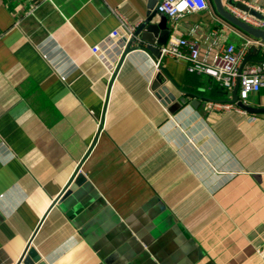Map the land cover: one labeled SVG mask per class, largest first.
I'll list each match as a JSON object with an SVG mask.
<instances>
[{
    "label": "crops",
    "instance_id": "crops-1",
    "mask_svg": "<svg viewBox=\"0 0 264 264\" xmlns=\"http://www.w3.org/2000/svg\"><path fill=\"white\" fill-rule=\"evenodd\" d=\"M158 1L0 0V264L31 239L47 264H264V111L210 105L233 89L172 56L164 85L186 102L166 107L150 54L128 53L109 87L116 52L92 51L113 9L139 22ZM238 1L264 6L224 4ZM209 4L168 24L212 58L250 35ZM79 164L84 182L55 201Z\"/></svg>",
    "mask_w": 264,
    "mask_h": 264
},
{
    "label": "built area",
    "instance_id": "built-area-1",
    "mask_svg": "<svg viewBox=\"0 0 264 264\" xmlns=\"http://www.w3.org/2000/svg\"><path fill=\"white\" fill-rule=\"evenodd\" d=\"M261 17L232 7L231 10L243 20L256 26L264 27V6H253ZM210 7L209 0H159L156 11L167 15L172 20H177L186 14L200 12ZM119 19V25L101 43L92 46V51L98 57L110 63L109 55L116 52L119 61L127 43L137 42L139 37L136 30L139 22L131 21L117 9L112 10ZM255 45L264 50V41L252 36H245L244 41L237 46L233 42L223 45L218 52L209 58L208 54H202L200 43L195 38H189L181 34H170L166 44L160 48V55L154 65L160 70L162 59L165 56L183 60L187 70L194 73H205L215 78L222 86L233 89L239 79L238 99L248 104V97L251 92H258L264 87V58L260 60L247 61L242 67V61L250 46ZM117 61L114 62L116 65ZM113 61H111V67ZM114 65V66H115ZM116 67V66H115ZM113 71V67L111 68ZM210 105L222 106L223 108H234L241 113L248 111L237 105L236 102H210Z\"/></svg>",
    "mask_w": 264,
    "mask_h": 264
},
{
    "label": "water",
    "instance_id": "water-1",
    "mask_svg": "<svg viewBox=\"0 0 264 264\" xmlns=\"http://www.w3.org/2000/svg\"><path fill=\"white\" fill-rule=\"evenodd\" d=\"M214 7L217 13L236 26L237 28L241 29L242 31L246 32L252 37L261 39L264 41V27L256 26L251 24L242 18L238 17L232 10L228 9L225 4L224 0H212ZM235 7L247 11L253 14L256 17H261L260 12L255 10L254 8L250 7L248 4L244 2H236ZM156 10H148L146 16L143 20L140 21V24L136 30V34L139 37L137 42L129 41L117 63V66L113 72L112 78L109 83V87H111L113 80L124 61L126 55L130 52L136 50H143L150 54L154 60L156 61L160 55V48L166 44L170 34H171V26L168 24V16L159 13L161 19L159 21H155L154 17L156 15ZM259 50L255 45H252L249 49V52L245 55L241 67L247 62L252 60L251 54ZM169 78L165 70L161 69L158 71L151 84V89L154 91L156 97L161 101V103L166 106L172 108L171 104L173 101H178L179 105H183L186 102L184 97L176 100L174 94L170 92L169 88L164 85L165 81ZM238 90H239V79L237 84L232 90V98L230 102H236L241 108L245 109L248 112H261L264 111V107H256L250 104L244 103L242 100L238 99ZM185 94H191L193 96H198L196 93L190 91H184ZM196 101V100H195ZM195 101L193 104H195ZM107 105V101H106ZM102 127V126H101ZM81 164L78 165L77 170L73 176V178L69 181L67 186L61 192V194L57 197L55 201L62 198L63 196L69 195L73 190H77L78 187L84 182L85 177L80 172ZM32 239L27 245L24 254L21 256L19 261L16 264H47L45 260L42 259L40 254L35 250V247L32 246Z\"/></svg>",
    "mask_w": 264,
    "mask_h": 264
},
{
    "label": "trees",
    "instance_id": "trees-1",
    "mask_svg": "<svg viewBox=\"0 0 264 264\" xmlns=\"http://www.w3.org/2000/svg\"><path fill=\"white\" fill-rule=\"evenodd\" d=\"M215 85H216V87H219L220 86V84H218V83L217 84L215 83Z\"/></svg>",
    "mask_w": 264,
    "mask_h": 264
}]
</instances>
